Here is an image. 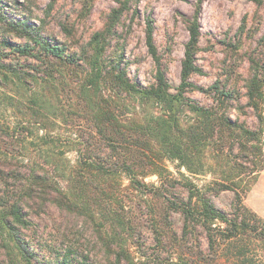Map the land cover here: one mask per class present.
I'll list each match as a JSON object with an SVG mask.
<instances>
[{
	"label": "rangeland",
	"instance_id": "obj_1",
	"mask_svg": "<svg viewBox=\"0 0 264 264\" xmlns=\"http://www.w3.org/2000/svg\"><path fill=\"white\" fill-rule=\"evenodd\" d=\"M119 1L123 0H0V12L7 23L0 22V41L5 40L13 49L27 45L30 39L10 29L9 23L25 20L53 44L78 58L91 35L103 28L109 12L118 7ZM196 5L197 0H130L105 53L106 72L118 66L128 79L140 86L153 82L154 65L144 42L145 21L150 18L155 46L171 91L175 92L180 84V64L188 39L187 21L193 18ZM199 26L195 61L201 73L193 75L191 82L203 89L217 85L237 90L239 102L230 103V118L250 129L256 128L257 118L245 106L246 98L242 95L254 75L264 93V0L261 5L248 0H204ZM13 49L3 47L4 62L29 75L34 74L33 68L39 63ZM75 59L74 65H60V69L53 71L51 82L46 83L41 79L43 76L37 74L40 77L37 83L28 78L22 85L10 81L0 86V203L13 204L22 198L23 185L31 175L48 177L53 187L73 192L74 181L71 180L79 173L84 180H90L98 201L104 200L115 209L105 220L97 210L96 221L116 228L121 239L119 244L130 252L136 264L142 261V251L149 255L145 261L154 264L153 257L157 256V251L161 253L157 233L169 231L180 237L183 227L179 213L164 214L163 200L159 196L164 191L156 188L166 182L169 193L186 196L182 186L187 182L204 187L214 180L220 181L224 169L222 161L209 149L203 172L191 174L179 167L178 161L156 160L159 175L149 174L144 178L136 175L143 186L132 184L117 158L122 159V156L112 152L110 143L96 133L95 118L89 109L97 103H107L120 126L126 128L137 121L144 123L158 115L159 110L151 103L112 88L108 73L104 74V83L97 90L83 92L81 79L85 67ZM186 96L201 105H219L212 92L207 95L190 91ZM31 99H36L42 108ZM239 105L244 107V112L238 110ZM34 111L42 112L45 120H40L42 117L36 116ZM260 114L264 118V100ZM191 117L189 113L182 114L181 123L186 124ZM123 145L117 142L114 147L121 151ZM101 164L107 172L102 176L97 169H92ZM244 166L246 173L238 189L248 186L243 203L260 214L256 215L261 223L256 234L243 237L241 246L246 247L259 264L264 263V194L253 190L255 183H251L264 170L256 172L248 163ZM210 199L215 207L228 212L233 194L225 191L210 195ZM23 201L29 225L20 231V236L35 251L39 261L53 264L66 258L71 264H104L102 252L95 247L96 239L83 217L60 211L47 200L40 204L37 198L23 196ZM115 214L123 226L115 220ZM129 228L140 232L139 236L132 240V235L127 234ZM137 241L144 245L143 250L138 248ZM199 241L206 248V240L199 237ZM223 259L219 264H228ZM0 264H26L18 253L13 254L12 244L1 229ZM31 264H35V260H31Z\"/></svg>",
	"mask_w": 264,
	"mask_h": 264
},
{
	"label": "trees",
	"instance_id": "obj_2",
	"mask_svg": "<svg viewBox=\"0 0 264 264\" xmlns=\"http://www.w3.org/2000/svg\"><path fill=\"white\" fill-rule=\"evenodd\" d=\"M203 1L197 0L193 18L187 21L188 39L184 45L183 59L180 64V84L175 92L171 91L163 61L155 46L153 21L150 18H146L145 21L144 42L154 65L153 82L148 86H140L128 79L126 73L118 66L109 65L111 68L106 72L108 65L105 61V53L115 37L123 13L129 8L130 0L119 1L118 7L109 12L103 28L91 35L78 58L76 55L66 53L64 47L53 44L28 21L9 22L10 29L22 32L23 36L30 40L23 48L16 49H13L5 40L0 41V86L10 81L22 85L28 78L37 83L40 80L37 74H41L43 76L41 79L44 78L46 83L51 82L53 71L60 69V65H74L76 58L77 64L80 62L85 67L81 79L83 92L97 90L104 83L102 82L105 80L104 74L108 73L114 86L112 88L141 102L155 105L159 110L158 115L152 116L144 123L143 121L132 122L131 128L120 126L107 103H97L94 108L89 109L95 118L96 133L107 144L110 143L112 152H119L116 155L122 156V159L119 156L117 158L121 162V168L130 176L132 184L138 187L143 186L136 179V175L141 178L149 174L159 175L156 160L162 161V159L178 161L179 167L191 174H199L203 172L205 155L209 149L216 152L214 156L222 161L224 169L222 179L214 180L208 186L199 187L190 182L184 184L182 187L187 193L186 196L169 193L166 182H162L156 188L157 191L161 189L164 191L163 194H159L163 200L164 214L167 215L170 211L179 213L183 217V227L180 237L169 231L157 233L161 253L157 251V256L153 257V260L157 262L154 264H219L222 258L228 264H256V259L250 255L246 247L241 245L245 237L256 234L257 226L261 221L243 203L245 193L249 191L248 186L240 191L238 188L246 173L247 168L244 164L252 165L256 172L264 170V118L260 114V104L264 100V93L257 83L256 76L251 77L242 95L246 98L245 106L258 121V126L250 129L238 120L233 121L230 118V103L239 102L237 90L217 85L203 89L191 82L193 75L201 73L195 59L200 37L199 16ZM248 1L257 5L263 3V0ZM0 22L7 24L1 12ZM3 47H11L15 52L36 60L39 65L34 66L35 73L29 75L28 72L19 71L18 68L4 62ZM190 91L207 95L212 92L219 105H201L186 96ZM31 102L42 108L36 99H31ZM238 110L244 112V107L239 105ZM39 112L34 111V114L42 117V112ZM184 113L192 116L186 124L181 123L180 120ZM39 119L45 120L44 117ZM117 142L124 143L120 147L121 151L114 147ZM127 163L130 164L127 165ZM97 167L92 169H97L100 176L107 173L102 164ZM256 179L257 177L252 179V185ZM71 181H74L73 192L69 189L63 190L59 186L53 187L48 177L31 175L26 185H23V196L37 198L41 200L38 202L40 204L45 203L43 200H47L46 202L53 204L60 211L83 217L96 239L95 247L102 252L104 264H136L130 252L119 244L121 239L116 228L107 225L108 223L105 225L103 222L96 221L97 210L100 211L102 220H105L110 218L115 209L110 208L104 200L98 201L89 179L84 180L81 174L76 173ZM49 188L51 191L47 190ZM225 191L233 194L231 209L228 212L215 207L210 199V195ZM23 196L13 204L0 203V229L12 244L13 254L18 253L26 264H31V260H35V264H43L37 259L35 251L31 250L20 236V231L29 225ZM115 215V220L123 226L118 215ZM138 233L131 229L127 234L132 235L133 240L139 236ZM199 237L206 240V248L200 245ZM137 246L143 250L144 245L139 241ZM146 254L142 251L140 255L142 261L138 264H149V261H145L149 258ZM53 264L71 263L65 258L61 263Z\"/></svg>",
	"mask_w": 264,
	"mask_h": 264
},
{
	"label": "crops",
	"instance_id": "obj_3",
	"mask_svg": "<svg viewBox=\"0 0 264 264\" xmlns=\"http://www.w3.org/2000/svg\"><path fill=\"white\" fill-rule=\"evenodd\" d=\"M256 189L258 190L259 192H262L264 194V173L260 174L257 179H256V182L254 184V187H253V190ZM264 197V195H263ZM256 214H258L256 212ZM260 215V214H258Z\"/></svg>",
	"mask_w": 264,
	"mask_h": 264
}]
</instances>
